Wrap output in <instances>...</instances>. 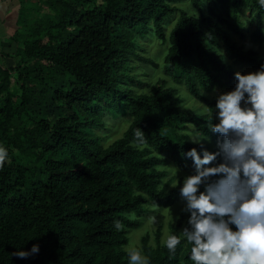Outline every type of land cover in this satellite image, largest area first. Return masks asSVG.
Masks as SVG:
<instances>
[{
	"label": "trees",
	"instance_id": "trees-1",
	"mask_svg": "<svg viewBox=\"0 0 264 264\" xmlns=\"http://www.w3.org/2000/svg\"><path fill=\"white\" fill-rule=\"evenodd\" d=\"M186 2L192 10L182 7ZM263 24L259 0L21 5L12 38L16 62L0 68V146L8 150L0 167V264H128V234L142 225L130 216L147 218L176 202L183 182L169 189L171 181L164 180L175 177L164 169L169 163L194 169L184 154L194 147L201 152V145L190 136L200 132L215 144L220 139L206 125L216 102L210 95L233 90L236 71L264 64L254 48L264 42ZM151 37L167 47L162 71L174 87L159 78L139 91L145 84L131 76L130 65L136 58L158 67L137 52V40ZM179 88L205 111L182 109ZM107 119L129 123L106 146ZM137 128L144 144L136 140ZM189 215H181L169 235L179 234ZM159 238L160 231L155 247L147 235L141 239L147 264H191L184 241L172 255ZM33 244L37 254L12 255Z\"/></svg>",
	"mask_w": 264,
	"mask_h": 264
},
{
	"label": "clouds",
	"instance_id": "clouds-1",
	"mask_svg": "<svg viewBox=\"0 0 264 264\" xmlns=\"http://www.w3.org/2000/svg\"><path fill=\"white\" fill-rule=\"evenodd\" d=\"M259 3L264 7V0ZM234 78L235 88L216 96L217 122L213 112L206 122L208 131L220 137L218 151L204 148L208 136L195 132L188 139L201 145V152L194 147L184 154L194 172L184 177L179 192L181 211L190 215L165 246L175 255L184 241L190 246L191 264H264V64L246 74L236 71ZM135 137L140 144L146 142L140 128ZM7 158V148L0 146V167ZM114 226L117 231L122 227L119 220ZM38 252L33 244L29 251L12 255L28 258ZM126 255L128 264H147L139 249L128 248Z\"/></svg>",
	"mask_w": 264,
	"mask_h": 264
},
{
	"label": "rangeland",
	"instance_id": "rangeland-1",
	"mask_svg": "<svg viewBox=\"0 0 264 264\" xmlns=\"http://www.w3.org/2000/svg\"><path fill=\"white\" fill-rule=\"evenodd\" d=\"M37 0H25L23 5L26 6L29 3H35ZM183 8H187L189 10H192L190 4L188 2L184 3ZM44 11H46V7H43ZM250 14L248 11L243 12L241 19H242V29L247 30L249 28L248 21L245 20V18H249ZM173 25V24H172ZM169 24L166 27V33H168L169 29L172 26ZM264 27V24H263ZM237 39V37H235ZM243 44L248 48L250 47L251 44L248 43V40L246 39ZM18 46V44H15ZM137 45H138V54L142 55L144 58L151 59L155 63L158 64V67L154 69L153 67H149L148 65H144L143 63L139 62L136 58H133L132 64L130 65L132 70L129 71L131 76H134L136 81L140 82L141 84H145L141 87L139 91H147L148 88L146 85L150 84L153 85L155 84L156 80L159 78H163L167 80L168 86H172V83L170 80L163 75L162 71V59L163 56L166 52V45L162 44L157 38L151 37L150 40L146 39H140L137 40ZM254 48L258 51V54L260 57L264 58V42L262 45H254ZM16 60H14V63ZM230 62V61H228ZM5 67V66H4ZM237 70H240V68L236 67ZM245 74L248 72H252V70L249 67L241 69ZM14 77L12 79L13 82ZM229 91V90H227ZM227 91H222V90H216L213 92L210 97L217 96L219 93L222 92H227ZM179 97L181 98V102L179 103V106L189 112H204L205 108L202 103L198 102L197 100L193 99L192 97L187 95V91L185 88H179ZM109 123L107 122L106 126L109 128V132H106V140H105V145L111 144L114 140L120 138L122 136L123 131L126 129L129 121L128 120H123L117 123L118 121L114 122L112 119H107ZM189 129L192 130V126H189ZM98 134L99 130L97 131ZM206 142V143H205ZM203 146H207L206 149L209 151H212V149H217L216 144L212 141L208 142L204 140ZM3 147H5V144H3ZM16 154H19L20 152L14 150ZM38 152V151H37ZM27 159H30L27 157ZM26 161V160H25ZM175 168L177 171L175 172ZM166 171H170L168 176H173L175 177L174 180H170V177L165 179L164 181H171L169 184V189H172V185H176L177 180L180 181L183 179L185 176L190 175L194 172V169L189 168L187 165V168H177L175 165H172V163H169L165 169ZM203 188V186H202ZM184 202L181 201L180 196L177 198L176 202L169 208L166 209H160L158 212L154 213L150 217L144 218H138L136 215H131L130 219L132 220H142V225L138 229L132 230L128 234L129 242L125 248H136L141 250V239L145 237L146 235L148 236L149 239V245L152 247L156 246V232L160 231V238L159 241L161 243H164L171 231V228L177 227V221L181 217V215H185L187 213H184L181 211L183 207ZM153 217L156 219L153 220ZM142 252V251H141Z\"/></svg>",
	"mask_w": 264,
	"mask_h": 264
},
{
	"label": "crops",
	"instance_id": "crops-1",
	"mask_svg": "<svg viewBox=\"0 0 264 264\" xmlns=\"http://www.w3.org/2000/svg\"><path fill=\"white\" fill-rule=\"evenodd\" d=\"M24 1L0 0V68H10L15 64L18 46L15 45L12 38L18 29V11Z\"/></svg>",
	"mask_w": 264,
	"mask_h": 264
}]
</instances>
